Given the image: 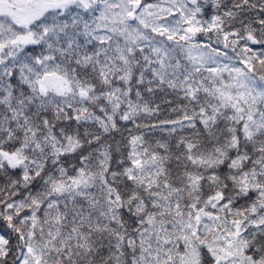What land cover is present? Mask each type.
<instances>
[{
	"label": "snow or ice",
	"instance_id": "snow-or-ice-1",
	"mask_svg": "<svg viewBox=\"0 0 264 264\" xmlns=\"http://www.w3.org/2000/svg\"><path fill=\"white\" fill-rule=\"evenodd\" d=\"M0 264H264V0H0Z\"/></svg>",
	"mask_w": 264,
	"mask_h": 264
}]
</instances>
